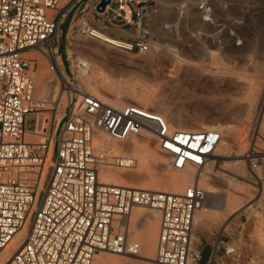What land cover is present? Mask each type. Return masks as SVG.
I'll list each match as a JSON object with an SVG mask.
<instances>
[{
  "label": "built area",
  "instance_id": "built-area-1",
  "mask_svg": "<svg viewBox=\"0 0 264 264\" xmlns=\"http://www.w3.org/2000/svg\"><path fill=\"white\" fill-rule=\"evenodd\" d=\"M105 1L98 7L101 0H0V253L26 227L2 264H93L103 252L140 256V242L129 230L134 207L159 215L156 264H214L223 229L216 230L204 258L194 240L196 211L206 197L198 180L178 192L101 180L104 168L134 163L117 153L112 141L147 132L170 168L205 171L211 162L217 170L213 156L222 138L215 128H170L153 108L104 100L79 84L73 71L78 60L67 69L58 43L62 21L78 5L82 14L75 33L94 35L98 29L128 51L147 52L153 43L155 3ZM33 52L46 60L65 93L62 110L61 97L35 96ZM29 115L32 130L26 127ZM263 156L253 144L241 161L255 173Z\"/></svg>",
  "mask_w": 264,
  "mask_h": 264
},
{
  "label": "rangeland",
  "instance_id": "rangeland-1",
  "mask_svg": "<svg viewBox=\"0 0 264 264\" xmlns=\"http://www.w3.org/2000/svg\"><path fill=\"white\" fill-rule=\"evenodd\" d=\"M151 1L155 3V12L150 19L153 43L147 52L128 51L121 47L105 48L104 44L93 40L90 35L75 33L74 29L80 22L82 7L78 5L72 9L59 27V53L65 67L68 69L71 60L80 57L88 59L92 65L95 64L93 54H84L80 43L86 41L98 44L112 58L110 68L101 66L95 73L92 72L93 75L115 79L126 76L127 80L138 82L136 87L148 90L156 100L145 105L146 107L153 108L167 117H181L191 124L198 121L203 125L205 123L228 125L227 127L231 129L229 134L239 139V148L242 152L253 144L264 151V95L260 94V90H257L254 84L244 89L223 81L225 77L257 79L255 69L264 67V0ZM34 56L38 62L34 72L37 87L40 69L49 73L46 60L38 52H35ZM256 63L258 67L255 68ZM82 74L76 75L79 84L85 90L87 87L94 91L91 84L87 85L83 81L87 73ZM56 90L55 97L57 99L61 97L62 110L66 103V95L61 93L58 84ZM105 97L107 96L103 98L107 99ZM121 103H125V100ZM33 126L34 116L29 115L26 127L32 130ZM155 151L164 156L156 145ZM217 164L216 169L227 173L231 178L213 177L207 181L219 189L214 193L217 195V198H214L216 204H212L213 206L206 210L208 216L201 227L195 221L194 240L202 247L205 258L209 254L216 230L221 228L223 238L218 260L214 264H264V156L255 173L249 172L243 161L228 162L226 165H221V162ZM135 165L134 163L133 166ZM229 167L238 169L239 173H232ZM147 170L154 177L167 171L181 172L167 164L163 167L156 162L149 164ZM125 180L124 185H140L147 182V179ZM202 180L205 181L204 178ZM187 185L188 183L184 184L178 191ZM200 185L206 190V184ZM225 188L228 189L229 195L236 196V200L233 201L235 205L229 203L225 207H219L218 205L224 203ZM208 200L210 203L211 197H208ZM144 210L152 214L158 225V213L148 208ZM197 213L199 214V211H196V217ZM140 222L134 220L133 224L131 222L132 226L129 224V228L133 225L141 226ZM132 235L138 240L133 232ZM17 242L8 247L6 250L8 255L12 253ZM111 254L113 253L103 252L99 255ZM4 256L1 253L0 261L4 260ZM123 256L131 260L138 258ZM142 264L156 263L154 259H149V262Z\"/></svg>",
  "mask_w": 264,
  "mask_h": 264
},
{
  "label": "bare ground",
  "instance_id": "bare-ground-1",
  "mask_svg": "<svg viewBox=\"0 0 264 264\" xmlns=\"http://www.w3.org/2000/svg\"><path fill=\"white\" fill-rule=\"evenodd\" d=\"M94 33L95 34L90 35V37L93 40H96L104 44L105 48L122 47L121 43L115 37H112L104 32L102 33V31L98 29H95ZM80 45L82 47V52L84 54H93L92 56L95 58L93 61V63L95 64L92 65V63L88 59L84 57H80L77 59L78 60L77 66H73V71L77 76L80 73H83V74L87 73V75L85 74L86 75L84 78L85 80L83 79V81L87 85L91 84L95 89L94 90L95 92L91 91L86 87L87 85L83 84L86 87V91L91 92L101 97L102 99H104L103 98L104 96H107L105 98L112 100L113 102H116V103H121L125 100V103H133V102L135 103L136 102V103H139L145 106L147 104H150L156 101L155 99H153L152 95L150 94L148 90L138 89L136 87L138 82H134V80L129 81L127 80V78H125L126 76L123 78L115 79L109 76L93 75L92 72L94 71L95 73L96 70L100 69L99 67L101 66L109 67L112 57L108 55L107 51L102 49L101 46L98 44H93V43L84 41V42H81ZM34 53L35 52H33L32 55H34ZM257 65L258 64L256 63L254 67L256 68ZM255 71L254 72L257 74V79L256 77H253V76H252L253 79H249L247 76L249 80H247L246 77H244L245 79L244 78L228 79L225 77L223 81L224 83H228L229 85L230 84L235 85V86H238L244 89H248L249 86L254 84L255 88H257V90H260V94L264 95V67L256 68ZM38 78L39 80L36 79L39 82L35 90V96L40 99L54 98L56 95L55 92L57 91L56 90L57 81H54V77H52L50 74L45 73L43 69H40ZM254 78L256 80H254ZM227 85L225 84V86ZM163 116L168 122L170 128L174 127V128H179V129H201V128L218 129L222 134V138L213 156V159L216 160V163L221 162L222 163L221 165H226V163L228 162L232 163V162H239L242 160V159H232L234 157L241 156L242 151L239 148L240 146L239 139L235 136L232 137V135L229 134L231 132V129L227 127L228 125L223 126L221 124L213 125V124H206V123L205 125H203L202 123H198V121L194 122V124H191L189 122H186V120H184L181 117L174 118L171 116L167 117L166 115H163ZM152 139L153 138L149 133L143 132L138 136H134L128 139L126 142L112 141L110 144L113 146L114 150L117 153L125 154V155L130 156L131 158H134V163L136 165L126 170H118L116 169L117 167L104 168V170L101 173V180L107 183L115 184V185H124L123 181L125 179L126 180L136 179L137 181H142L144 179H147V182L145 184H140V185L128 184V186L138 187V188H148V189H153V190L171 191V192H178V190L184 184L186 183L189 184L193 180H198L199 184L204 183L206 184V187H207L205 190L206 191L205 200L203 204L197 209V211H199V214L197 213L198 214L197 217L195 215V221H197L196 223H198L199 227H201L206 219V216H208L206 214V210L209 209L210 206H213L212 204L214 205L216 204V201L214 200V198H217V195L215 196L214 193L219 190L215 188L213 185H210L209 182H207L209 181V179L213 178L211 173L213 172L214 176L218 178H224V177L231 178V176L218 169L213 170L212 162L206 166L207 169L205 171H202V170L195 171L192 168H186L183 170H178V172L181 171L180 173H173V172L171 173L167 171V172L161 173L160 176H157V177L151 176L147 170L149 167V164L156 162V163L161 164V166L163 167H165V165L167 164L165 156H162L158 154L157 151H155L156 144H155V140L154 139L152 140ZM229 157L230 159H225ZM136 160H137V163H136ZM218 167H220V165ZM229 169L234 174L239 173L237 171L238 169L236 170L233 167H229ZM203 178L205 179L204 182L202 180ZM227 182L229 181L227 180ZM231 182L233 183V181ZM227 191L228 189L225 188V198L223 199L224 203L222 204L219 201V203L222 204V205H218L219 207H223V206L225 207L227 206V204L229 203L231 204L233 203V201L236 200V196L229 195ZM208 197H211L210 203H209L210 199L208 200ZM233 204L235 205V203ZM132 219L140 220L141 226L134 227L133 225V227H131L132 226L131 222L132 224L134 222V220ZM129 224L131 225L129 228L130 232L131 233L133 232L135 236H137L138 241L140 242V247H141L140 256H136L138 257L137 259L131 260V259L125 258V256L123 255L116 254V253H113L110 256H102V255L100 256L98 254L94 258L95 262L93 261L94 262L93 264H142L143 262H149V259H154L155 243H156V238H157V233H158V227H157L158 225H157V221L155 220V218L153 219L152 214L144 210V207H134L131 213ZM158 224H159V219H158ZM25 231H26V227L21 229V231L17 233V235L14 237L11 243L1 252L5 256H4V260L0 261V264H2L7 259V257L11 254L10 253L8 255L6 252L8 247L14 245L16 241H19V239L22 237Z\"/></svg>",
  "mask_w": 264,
  "mask_h": 264
},
{
  "label": "water",
  "instance_id": "water-1",
  "mask_svg": "<svg viewBox=\"0 0 264 264\" xmlns=\"http://www.w3.org/2000/svg\"><path fill=\"white\" fill-rule=\"evenodd\" d=\"M106 4L105 0H101V2L99 3L98 7H103Z\"/></svg>",
  "mask_w": 264,
  "mask_h": 264
}]
</instances>
